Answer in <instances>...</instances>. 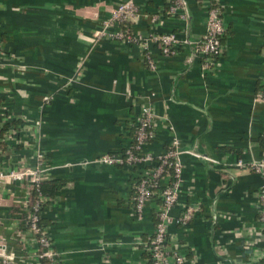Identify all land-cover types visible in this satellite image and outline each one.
I'll return each instance as SVG.
<instances>
[{
  "label": "crops",
  "instance_id": "crops-1",
  "mask_svg": "<svg viewBox=\"0 0 264 264\" xmlns=\"http://www.w3.org/2000/svg\"><path fill=\"white\" fill-rule=\"evenodd\" d=\"M121 1L0 0V129L9 126L0 167L31 168L43 156L46 179L68 181L42 211L61 264H148L140 241L151 237L160 202L135 217L143 167L79 163L130 145L149 101L157 119L148 149L158 154L178 139L193 152L181 155V203L172 214L182 203L197 213L187 226H169V243L187 264H262L263 179L236 162L264 157V0H216L226 32L208 70L196 46L211 0H185V19L169 12L170 0H135L129 29L148 40L154 70L137 44L94 41ZM171 32L185 42L163 57L153 35ZM30 196L27 181L1 184L0 264L4 252L16 255L14 264H43L24 220Z\"/></svg>",
  "mask_w": 264,
  "mask_h": 264
},
{
  "label": "built area",
  "instance_id": "built-area-1",
  "mask_svg": "<svg viewBox=\"0 0 264 264\" xmlns=\"http://www.w3.org/2000/svg\"><path fill=\"white\" fill-rule=\"evenodd\" d=\"M186 1L170 0L169 12L186 17ZM139 15V6L135 0H123L113 11L112 15L104 21L103 27L97 31L94 41L104 38L125 39L137 44L143 51V58L152 70L157 68L155 58L149 50L148 40L140 34L132 31L130 26L136 21ZM127 25L126 29L122 26ZM115 28V29H114ZM222 13L219 6H211L208 12L206 30L204 36L196 46V52L204 59V69L208 70L212 65H216L217 57L222 52V38L225 35ZM153 40L160 46L161 55L170 57L175 53V48L179 43L185 42L179 38L176 33L154 34ZM53 98L52 94L43 96L44 102H49ZM259 98L264 101V87L259 94ZM157 119L151 103L146 101L141 109L140 117L137 121L135 139L128 145L123 152L105 153L94 160H83L79 164L88 165L91 162H97L104 165H129L142 166L143 172L136 180L132 202L134 204L135 217L143 218L146 207L156 198L161 202L156 211V221L153 233L147 241L143 243L149 253L148 264H187L185 254L178 245L170 244L168 228L171 224L187 226L193 220L197 213V206L188 203H182V209L178 216L172 214L173 208L180 205V187L183 181L184 164L181 155L185 152L192 153V150H183L180 147L178 139L173 140V147L164 152L155 154L148 149V145L154 139V125ZM134 142V143H133ZM206 158V157H204ZM211 160L210 158H206ZM236 164L242 168H249L253 172L261 175L263 183L257 192L259 201V221L264 232V157L255 159L250 163L244 160H237ZM46 167L43 156H40L39 162L31 168H2L0 167V187L1 184L11 182H29L30 194L36 193L37 198L32 206L29 218L27 220V232L35 236L38 244L37 252L34 258L43 264H61L60 253L53 246L52 238L46 227H41L39 222L42 218L43 203L46 197L41 192V184L46 180ZM22 233L26 234L25 231ZM23 234V235H24ZM1 264H14L16 255L12 252H4ZM262 264H264V249L261 254Z\"/></svg>",
  "mask_w": 264,
  "mask_h": 264
},
{
  "label": "trees",
  "instance_id": "trees-1",
  "mask_svg": "<svg viewBox=\"0 0 264 264\" xmlns=\"http://www.w3.org/2000/svg\"><path fill=\"white\" fill-rule=\"evenodd\" d=\"M218 5L219 4L216 2V0H211V6H218ZM137 128H138V125L136 124L134 127V134H133L134 139H135V134H136ZM8 129H9L8 125H6L0 129V152L1 153L3 152L4 146H5V142L2 139L4 138L6 132H8ZM125 149L126 148H124L123 151H125ZM111 153H116V152H111ZM67 185H68V181L66 179H63V178L44 180L41 184V187H40L41 192L46 197V201L43 203V205L47 204L50 199H58L61 196L63 189L65 187H67ZM36 198H37L36 193L31 194L30 199H29V205L27 208V212L24 214V220H25L27 226H28L27 220L29 218V214L31 212L33 204L35 203ZM158 201L161 202L160 198H158ZM155 221H156V213H155ZM39 224L42 228L46 227V224L44 223L42 218L40 219Z\"/></svg>",
  "mask_w": 264,
  "mask_h": 264
}]
</instances>
